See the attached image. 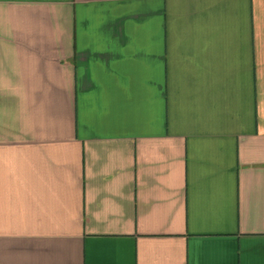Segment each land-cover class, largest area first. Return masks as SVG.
<instances>
[{"label": "crops", "instance_id": "crops-1", "mask_svg": "<svg viewBox=\"0 0 264 264\" xmlns=\"http://www.w3.org/2000/svg\"><path fill=\"white\" fill-rule=\"evenodd\" d=\"M0 264H264V0H0Z\"/></svg>", "mask_w": 264, "mask_h": 264}]
</instances>
